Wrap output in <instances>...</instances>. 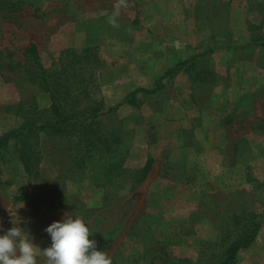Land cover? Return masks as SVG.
<instances>
[{"label":"rangeland","instance_id":"1","mask_svg":"<svg viewBox=\"0 0 264 264\" xmlns=\"http://www.w3.org/2000/svg\"><path fill=\"white\" fill-rule=\"evenodd\" d=\"M263 40L264 0H0V136L50 115L33 43L89 117L30 134L31 175L1 152L0 233L20 226L47 264V225L81 216L112 264H217L264 211ZM234 264H264V219Z\"/></svg>","mask_w":264,"mask_h":264},{"label":"trees","instance_id":"2","mask_svg":"<svg viewBox=\"0 0 264 264\" xmlns=\"http://www.w3.org/2000/svg\"><path fill=\"white\" fill-rule=\"evenodd\" d=\"M260 45L264 46V40L259 42ZM91 47H86L81 50L82 52H89ZM76 53L77 50H71ZM26 53L29 55V58L32 56L35 60V69L32 70L31 77L38 87L42 88L45 93H48V109L49 116H43L37 120H33L30 123H23L20 127L16 129H10L0 136V154L3 150L13 147V152L17 155L19 161L22 163V167L24 172L27 175L33 174V168L31 165V158L33 155V148L29 142L30 134L32 133H40V132H54L58 134H69L70 132L79 130L83 132L85 130V125L81 126L85 123L89 117L80 113L79 115L68 112L65 107V103L61 100L63 94L60 91L59 80L56 77L57 72L51 71L43 62L40 53L37 50V45L35 43L31 44L27 49ZM89 54V53H88ZM78 55H73L75 58ZM84 57V56H83ZM83 57L79 56L80 59ZM66 64L64 66V71L73 70L76 72L77 70V61L68 60L65 61ZM180 64H177L174 68L170 69L173 71L175 69H179ZM164 86L162 80H159L153 88L148 87H139L133 90L129 98L128 102L131 104H136L133 96L136 95L137 92L142 91L144 93H152L157 89H161ZM115 107H112L110 110H114ZM93 119L97 114L93 115ZM94 138H101L105 136L108 138V134L101 133L99 128L93 129ZM102 134V135H101ZM114 133H110L111 137H113ZM116 136V135H115ZM114 136V137H115ZM91 140V138L89 139ZM95 140V139H93ZM91 140L89 143L95 145V141ZM106 140V139H105ZM152 167V159L149 158L142 169V177L141 180L144 179L147 174L150 172ZM30 194L27 189L18 192L16 194V201H24L30 198ZM264 219V211H261L254 215L251 219H248L243 226L242 235L236 239L233 243L229 245L225 254L222 256L221 260L217 264H234L236 262L238 253L241 249L248 248L252 245L257 237V234L260 230L262 220Z\"/></svg>","mask_w":264,"mask_h":264},{"label":"clouds","instance_id":"3","mask_svg":"<svg viewBox=\"0 0 264 264\" xmlns=\"http://www.w3.org/2000/svg\"><path fill=\"white\" fill-rule=\"evenodd\" d=\"M51 244L42 249L47 264H112V258L100 250L81 216L65 215L45 228ZM36 245L20 226L0 233V264H37Z\"/></svg>","mask_w":264,"mask_h":264}]
</instances>
